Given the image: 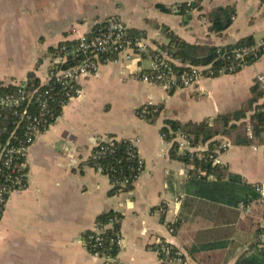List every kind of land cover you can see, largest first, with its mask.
<instances>
[{
  "label": "crops",
  "instance_id": "crops-1",
  "mask_svg": "<svg viewBox=\"0 0 264 264\" xmlns=\"http://www.w3.org/2000/svg\"><path fill=\"white\" fill-rule=\"evenodd\" d=\"M196 1L0 0V85L22 84L31 74L45 85L55 49L97 31L112 16L143 32L153 49L170 43L166 28L194 45L222 47L248 36L257 43L264 40L262 0H200L201 9L187 13ZM183 3L188 8L180 13ZM158 5L171 11L162 12ZM230 5L237 11L231 27L222 35L211 32L205 15ZM150 66L148 59L124 56L95 75L80 77L84 96L71 100L56 123L37 137L27 158L28 187L13 192L6 204L0 264H162L156 248L166 242L185 254L183 264H194L182 241L187 223L176 233L169 227L178 221L191 166L170 157L172 145L160 130L167 119L201 123L239 110L264 75V55L236 74L204 77L189 89L174 91L138 79L139 71ZM147 105L163 107L154 123L137 114ZM107 138L134 142L145 161L129 191L112 193L109 176L89 164L95 146ZM222 164L245 183L264 188V144L232 145ZM258 208L264 228L259 201L249 213L236 211L245 217ZM108 212L122 216L124 245L113 260L97 258L88 248L93 235L87 233L94 234L98 217Z\"/></svg>",
  "mask_w": 264,
  "mask_h": 264
},
{
  "label": "trees",
  "instance_id": "trees-1",
  "mask_svg": "<svg viewBox=\"0 0 264 264\" xmlns=\"http://www.w3.org/2000/svg\"><path fill=\"white\" fill-rule=\"evenodd\" d=\"M262 2L264 3V0ZM200 3V0L193 2L191 8L201 9ZM187 5L188 3L181 5L180 13H185ZM157 8L162 12L171 11L163 5H158ZM236 15V7L230 5L215 9L205 15V19L210 24L211 32L222 35L231 27ZM166 32L170 43L164 48L170 50L184 63L193 66L210 65L211 68L204 73L216 71L226 65L218 55L220 47L190 44L170 32L168 28ZM256 44L255 38L248 36L226 46L222 52H231L239 48L251 49L257 46ZM255 53L259 58L264 55L261 48L250 52L245 57L246 66L256 62L253 59ZM216 75L217 73L214 76ZM29 79L31 84L36 86L41 84L34 74H31ZM11 86L13 85L4 88L1 84L0 94L12 91L14 87ZM251 95L239 110L208 118L201 123H182L167 119L160 130L165 141L173 142L170 157L191 166L190 176L185 184L186 198L178 221L169 227L176 233L187 223L189 232L182 233V241L188 258L194 264H229L233 260H235L234 264H264L262 254L264 242L260 241L264 233L261 209L258 208L245 217H240L236 211L240 202L257 201L260 195L256 192L255 186L245 183L241 176L232 174L227 166L215 164L214 160L220 139L228 140L233 146L248 147L264 144V91L256 83L251 88ZM140 109H146L144 118L151 123H154L163 111L160 105H147ZM55 114L60 116L62 109L57 108ZM12 124L13 118L10 114L5 119L0 118L2 141L6 140L12 131ZM179 133L187 136L194 148L205 145V150L194 154H180L176 141ZM130 148V141H117L114 148H111L113 151L96 161L103 167L104 173L109 175L111 182L133 174L132 162L129 158ZM93 163L94 161H89V164ZM210 176L213 179H210ZM133 185H129L122 192L131 190ZM111 192L120 193L117 188H112ZM111 219L115 222L108 228L107 237L121 229L122 216L108 212L97 219L100 224H108ZM90 235L92 236L93 233L88 232L87 236ZM104 245L107 247L111 244L106 242ZM162 245H159V248ZM111 246L115 255L118 249L115 244ZM162 264H169V259H165Z\"/></svg>",
  "mask_w": 264,
  "mask_h": 264
},
{
  "label": "built area",
  "instance_id": "built-area-1",
  "mask_svg": "<svg viewBox=\"0 0 264 264\" xmlns=\"http://www.w3.org/2000/svg\"><path fill=\"white\" fill-rule=\"evenodd\" d=\"M188 7L187 13L196 11L191 8V4ZM256 45L251 49L239 48L231 52H222L226 46L220 47L218 55L226 65L216 71L204 73L211 68L210 65L193 66L184 63L167 48L153 49L143 32L132 30L120 16H112L97 31L83 35L72 43H63L55 49L50 55V77L45 85L41 83L36 86L30 80L18 85L2 84L4 88L13 85L11 87L14 89L0 94V118H7L8 114L13 118V128L9 136L4 141L0 139V220L10 195L28 187L27 158L37 137L56 123L60 117L55 114L57 108L63 109L71 100L84 96V89L78 84L81 76L95 75L104 65L118 64L121 57L125 56L129 60L138 56L151 61L148 71L140 70L138 73L137 77L141 82L156 84L170 91L189 89L201 78H215L240 72L246 67L245 57L250 52L259 48L264 51V40ZM253 59H259L257 53ZM256 83L264 91V75H259ZM145 112L146 109H140L137 114L144 118ZM117 141L107 138L95 146L91 157L94 161L91 165L93 169L104 173L103 167L96 161L113 151L111 148H114ZM176 141L180 154H194L204 149L203 146H191L187 136L181 133ZM169 144L171 146L173 142ZM231 146L228 140L220 139L217 156L214 158L215 164L223 165L222 157ZM129 158L133 174L111 182L112 188H117L118 192L134 184L145 170V161L134 142H131ZM255 190L260 195L257 201L261 203L264 213V188L256 185ZM254 203L256 200L248 203L242 201L237 207L242 213H249ZM114 222L111 219L108 224H100L90 238L88 248L93 256L113 260L122 249L124 240L119 231L107 237V230ZM106 242L115 244L118 249L115 255L113 246L105 247ZM156 252L162 263L165 259H169V264L184 263L185 254L168 242L163 243L160 248L157 246Z\"/></svg>",
  "mask_w": 264,
  "mask_h": 264
}]
</instances>
